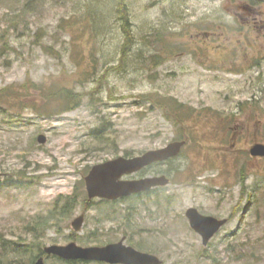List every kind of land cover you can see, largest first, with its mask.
Listing matches in <instances>:
<instances>
[{
	"label": "rangeland",
	"instance_id": "rangeland-1",
	"mask_svg": "<svg viewBox=\"0 0 264 264\" xmlns=\"http://www.w3.org/2000/svg\"><path fill=\"white\" fill-rule=\"evenodd\" d=\"M242 1L264 19V0ZM229 8V0H0V184L13 183L0 186V264H30L19 247L123 238L163 264H264L254 118L233 135L240 107L264 110V61L237 73L213 48L209 60L197 57L199 33H231L222 28L234 20ZM181 139L179 156L125 177L159 173L169 185L89 200L93 166ZM191 207L229 218L206 246L186 217ZM39 219L48 220L39 227ZM45 264L65 263L45 256Z\"/></svg>",
	"mask_w": 264,
	"mask_h": 264
},
{
	"label": "water",
	"instance_id": "water-1",
	"mask_svg": "<svg viewBox=\"0 0 264 264\" xmlns=\"http://www.w3.org/2000/svg\"><path fill=\"white\" fill-rule=\"evenodd\" d=\"M38 140L40 143L46 142L43 135H40ZM186 144V140H177L163 148L149 150L139 156H120L93 166L85 177L89 200L99 198L115 201L169 185L170 179L166 175L136 179H126L125 177L134 175L155 163L166 162L179 156ZM251 154L264 156V145L254 146L251 149ZM186 217L190 226L202 237L205 246L228 223L227 218L220 219L204 215L195 207L186 211ZM84 222L85 215L82 214L72 222V226L76 231H79ZM44 252L48 256H57L67 261L86 260L107 264H163V260L159 256L126 245L125 238L106 246L82 247L75 242L68 245L53 244L46 246ZM34 264H45V256L37 258Z\"/></svg>",
	"mask_w": 264,
	"mask_h": 264
},
{
	"label": "flooded vegetation",
	"instance_id": "flooded-vegetation-1",
	"mask_svg": "<svg viewBox=\"0 0 264 264\" xmlns=\"http://www.w3.org/2000/svg\"><path fill=\"white\" fill-rule=\"evenodd\" d=\"M229 4V14L234 20H231L228 23L229 26H222V28L231 29V33H229V31H227L226 34L219 33L218 31L199 33L197 38L202 37L201 39L205 40L201 41L204 42L203 45H199L202 46L203 53L199 54L197 57L209 60L210 48H213V50L220 51L218 55L221 56V61H227L226 63H228L230 67L229 69H232V72L236 71L238 73L247 71V69H255L261 65L262 61H264V19H258L255 13L256 6L252 5L250 1L229 0ZM261 15H264V13ZM208 40L213 41L210 43V47L207 46L208 43H205ZM216 41L219 42L216 44ZM240 109L241 111L239 112V115L242 116L241 118H237L233 115L228 117V120L230 119V121H235L237 119V121H239L236 123V126L234 125L235 132L233 135L235 137L243 136L246 126L240 127V125H245L247 120L250 121L254 118L257 129L252 133L254 139L253 143L250 145V157L254 161L264 160V156H253L251 154V149L254 146L259 144L264 145V110L260 107L258 111H255V109L249 110L247 114L245 109H242L241 107ZM233 145L235 146V143ZM171 160L172 159H169L166 162L155 163L150 167L159 166L168 163ZM154 175L158 176L164 174L158 173ZM157 188L152 189L149 192L137 194V196L140 197L143 194L147 195ZM227 219L229 220V218Z\"/></svg>",
	"mask_w": 264,
	"mask_h": 264
},
{
	"label": "trees",
	"instance_id": "trees-1",
	"mask_svg": "<svg viewBox=\"0 0 264 264\" xmlns=\"http://www.w3.org/2000/svg\"><path fill=\"white\" fill-rule=\"evenodd\" d=\"M66 92L68 93V95L74 97V94H73L74 92L72 90H66ZM70 102H71V100H70ZM2 185L11 186V185H13V183L10 182V180L8 179V180H5L4 184H2V183L0 184L1 187H2ZM150 194L151 193H148L147 195H150ZM102 201L103 202H107V203H113V202H110V201H107V200H102ZM72 205H73L72 204V200L71 201L67 200L65 202L64 206L62 207L61 211H63V213H65L66 211H68V210H70L72 208ZM56 209H57V207H56ZM52 216H54V212H51L49 218H53ZM47 220L39 219V221H38L39 227L41 225H43L44 222L47 221ZM37 249L38 248H35V246L33 245V246H28V247H19V249H16V250H17L18 253L21 251L22 254L30 256L31 257L30 264H34V262L37 260V258H39L42 255H45V252H44V250L42 248L39 249L36 252ZM56 258L59 259L62 263H65V264H80L79 261H66V260H62V259H60L58 257H56ZM82 262H83V264H86L84 261H82Z\"/></svg>",
	"mask_w": 264,
	"mask_h": 264
}]
</instances>
